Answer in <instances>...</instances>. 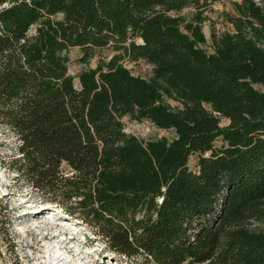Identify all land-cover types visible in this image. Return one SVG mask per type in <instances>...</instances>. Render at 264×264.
I'll use <instances>...</instances> for the list:
<instances>
[{
  "label": "trees",
  "instance_id": "obj_1",
  "mask_svg": "<svg viewBox=\"0 0 264 264\" xmlns=\"http://www.w3.org/2000/svg\"><path fill=\"white\" fill-rule=\"evenodd\" d=\"M214 1L0 0L4 165L121 264H264V0L237 1L208 52L181 12ZM75 47L115 53L78 87ZM126 116L175 136L139 138Z\"/></svg>",
  "mask_w": 264,
  "mask_h": 264
},
{
  "label": "rangeland",
  "instance_id": "obj_2",
  "mask_svg": "<svg viewBox=\"0 0 264 264\" xmlns=\"http://www.w3.org/2000/svg\"><path fill=\"white\" fill-rule=\"evenodd\" d=\"M237 1L216 0L203 9L187 7L181 12L188 21L194 20L196 16L201 17L200 25L206 42L200 45L208 52L213 51L215 34L233 29L228 16L237 14ZM114 53L112 48L97 50L89 62H83L80 48H71L68 53L69 72L74 76L76 86L80 85L77 76L81 71L96 67L100 61L109 59ZM124 63L135 75L149 78L152 74L151 65L145 61L125 60ZM165 100L173 107L180 106L172 98L165 97ZM123 120L126 132L144 140L163 137L170 140L175 136L173 130L160 129L148 120L138 121L129 116ZM225 123L227 119L223 118L222 124ZM217 144L220 145L221 140ZM15 154V137L0 128V264H121L111 259L113 254L108 252L104 242L85 225L48 214L56 211L59 215L61 211L44 199L20 173L5 167L4 164ZM195 164L196 157H193L190 166L195 169ZM26 212H31L29 218L40 215L37 224L46 230L40 232L31 229L23 216ZM55 232H61L59 238H51ZM48 247L59 249L60 258L51 255Z\"/></svg>",
  "mask_w": 264,
  "mask_h": 264
},
{
  "label": "bare ground",
  "instance_id": "obj_3",
  "mask_svg": "<svg viewBox=\"0 0 264 264\" xmlns=\"http://www.w3.org/2000/svg\"><path fill=\"white\" fill-rule=\"evenodd\" d=\"M31 214V212H26L25 214H23L24 217H26L25 221H27L28 224L31 225V229L33 228L35 231H42V230H46L45 227H41L40 225L37 224L38 220L40 219V215L36 214L34 216H30V218L28 217ZM52 217H49V219ZM40 221V220H39ZM34 224V225H33ZM36 224V225H35ZM61 232H55L51 238H59ZM48 234V232H47ZM44 236H49V235H44ZM66 242V241H65ZM67 246V245H65ZM48 251L51 255H57L58 258H60L61 254H59V249H54L51 247H48Z\"/></svg>",
  "mask_w": 264,
  "mask_h": 264
},
{
  "label": "water",
  "instance_id": "obj_4",
  "mask_svg": "<svg viewBox=\"0 0 264 264\" xmlns=\"http://www.w3.org/2000/svg\"><path fill=\"white\" fill-rule=\"evenodd\" d=\"M6 5V4H5Z\"/></svg>",
  "mask_w": 264,
  "mask_h": 264
}]
</instances>
